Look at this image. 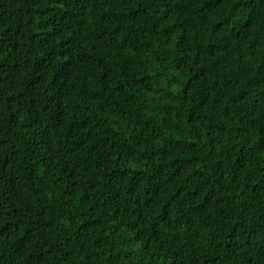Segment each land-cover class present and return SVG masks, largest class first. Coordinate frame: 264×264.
<instances>
[{
  "label": "trees",
  "instance_id": "obj_1",
  "mask_svg": "<svg viewBox=\"0 0 264 264\" xmlns=\"http://www.w3.org/2000/svg\"><path fill=\"white\" fill-rule=\"evenodd\" d=\"M0 264H264V0H0Z\"/></svg>",
  "mask_w": 264,
  "mask_h": 264
}]
</instances>
